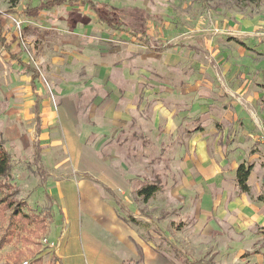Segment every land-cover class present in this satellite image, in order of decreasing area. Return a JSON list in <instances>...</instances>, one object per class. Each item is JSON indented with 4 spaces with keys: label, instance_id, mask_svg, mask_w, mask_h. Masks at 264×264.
Returning a JSON list of instances; mask_svg holds the SVG:
<instances>
[{
    "label": "rangeland",
    "instance_id": "1",
    "mask_svg": "<svg viewBox=\"0 0 264 264\" xmlns=\"http://www.w3.org/2000/svg\"><path fill=\"white\" fill-rule=\"evenodd\" d=\"M40 1L0 0V14L4 25L12 28L10 37L14 39L15 50L21 51L22 58L40 71L37 86H33L31 75H18L9 62L8 54L0 53V141L4 142L12 159L11 176L6 178L10 179L7 180L11 183L10 189L0 191V198L13 193L10 197L17 203L25 201L26 212L45 214L50 211L53 214L51 222L54 219L62 222L64 212L60 211L61 203L49 194L50 187L58 186L64 206L82 227L94 223L92 210L114 206L122 215L126 209H131L137 215H150L153 219L157 214L160 219L163 218V228L160 226L163 236L167 235L169 222L181 218L182 209L196 201L182 203L181 199L171 201L165 196L177 192L176 187L183 180L177 163L183 153L182 148H177L176 143L172 142L171 131L165 130L164 141L157 151L156 130L152 125L155 108L149 105L156 101L154 89L162 91L164 87L168 89L169 84L171 88L183 89L184 66L192 60L210 64L207 67L216 72L214 79L221 80L216 63H210V58H204L196 51L191 53L193 47H203L208 40L213 47L236 51L246 45L254 47L252 40L258 39V45L264 48V0H208L210 8L190 21L178 19L173 14L172 5L178 3L177 0H101L123 11V19L129 22L131 30L147 29L155 37L163 38V43L178 45L177 49L164 56L142 47L137 39L115 32L105 25L95 23L72 29L58 22L73 13L75 17L88 14L91 23L94 15L88 13V5L81 2L45 11L36 19L23 13L28 6H35ZM189 10V13L193 12L194 8ZM206 33L209 39L204 41L205 36L202 35ZM232 58L243 57L235 55ZM176 59L180 61L172 69L171 64ZM126 64L131 65V73L136 75L138 81L133 82V87L129 85L131 82L128 86L123 82L114 83L121 88L122 95L125 91H131L137 93L138 97L141 93L143 95L139 88L146 86L144 94H149L147 99L150 101L146 104L148 118L145 119L146 123L142 121L140 124L134 115L131 120L133 125L131 121L121 119L120 125L112 127L107 118L108 97L113 87H109L106 76L105 79H98L94 74L98 69L107 72L115 67L121 69L116 72L121 76L122 67ZM198 79L203 80L201 76H196L192 82ZM207 79L212 81L209 77ZM199 95H202L201 91L197 93ZM184 99L190 101L186 97ZM117 103L116 108L122 111H133L137 106L128 105L123 99L117 100ZM142 107L145 105L142 104ZM176 108L180 111L181 129L194 123L193 118L189 117L197 114V106L194 109L190 104L179 103ZM46 110L53 114L54 120L45 122L42 119L41 113ZM139 130L146 135L141 137L137 132ZM114 131L117 133L113 135ZM67 138L78 143L79 148L69 152L67 141H70ZM99 156L105 159L100 160ZM155 182H158L161 194L146 206L139 190ZM195 188L196 185L188 189L194 194ZM179 190L183 191L182 188ZM203 207L210 205L206 203ZM14 208L0 207V264H24L25 261L30 262L36 253L42 256L43 264H56L52 251L48 250L51 247L42 242L46 235L35 239L24 230L22 222L14 217ZM191 209L196 210L197 207L192 206ZM173 223L175 226L178 222ZM263 227L257 226L255 231L258 234L246 231L241 238H233L229 248L223 249L224 260L231 263L233 256L243 250L240 254L243 259L239 258L238 263L264 264ZM12 228L16 229L12 241L3 244L2 238L7 237ZM28 237L32 242L25 240ZM165 241L161 246L164 252L187 259L191 256L194 260L189 264H216L223 251L220 250L209 261L211 252L217 250L214 247L203 251L195 243H187L188 247L184 248L182 242H177L179 249L173 250L170 243ZM85 258L83 264L90 262V257L87 262Z\"/></svg>",
    "mask_w": 264,
    "mask_h": 264
},
{
    "label": "crops",
    "instance_id": "2",
    "mask_svg": "<svg viewBox=\"0 0 264 264\" xmlns=\"http://www.w3.org/2000/svg\"><path fill=\"white\" fill-rule=\"evenodd\" d=\"M177 1L178 3L172 5L173 14L184 21H190L192 17L200 16L206 12V8H210L208 0ZM191 7L194 10L189 13ZM146 15L154 17L150 14ZM93 19L91 23L81 24V27L79 24L74 26L72 23L80 19L72 13L58 22L72 29H81L95 23L103 25L96 16ZM115 32H121L136 39L127 32ZM10 33L8 39L11 43V50L6 51L0 47V53H7L15 72L20 76H26L20 73L19 61L11 56V53L17 54L25 61L21 51L15 50L14 39L12 36L10 37ZM149 34L154 38L163 39L155 37L153 32H149ZM202 37L203 40L205 39L204 41L209 39L207 33ZM256 40H252L254 47H246V45L236 51L213 47L210 40L207 43L204 42L203 47H193L191 53L196 51L198 55L202 54L205 56L204 58H210V63L217 64L222 74L218 72L221 80L214 79L216 72H213L211 67H207L210 64H205V61L192 60L184 66L186 70L183 71L182 80L184 81L181 83L183 89L171 88L170 84L168 89L162 87V91L154 89L156 101L153 103L149 101L150 104L147 99L149 94H144L147 90L146 86L143 85L145 88H141L142 86L139 88L143 95L141 93L138 97L137 93L131 91H125L122 95L121 88H118L114 83L123 82L128 86V83L131 82V84L129 83L131 87L135 85L133 82H137L138 79L135 74L131 73V65L126 64L122 67L121 76L116 74L121 69L115 67L107 72L98 69L97 74L94 75L98 79L101 77L105 79L106 76V80L110 84L109 87H113L112 93H109L111 96L108 97L110 105L107 120L109 123L112 127L118 126L121 119L131 121L134 115L138 117L140 124L142 121L146 123L145 119L148 118L146 104L152 105L155 109L153 124H151L156 130L154 134L157 138L155 141L157 151L164 141L166 134L163 131L165 130L171 131L170 134H173L174 138L172 142L176 143L177 148H182L181 152L184 155L177 162L178 167L181 168V179L183 180L178 183L177 192L167 193L165 196L171 201L181 199L182 203L191 200L196 202L191 203L190 207H184L180 215L181 218L177 221L169 222L167 235L163 236L161 220L163 218L160 219L157 214L153 219L150 215H140V213L137 215L132 213L131 209H126L122 215L114 206L92 210L94 223L82 227L77 223V218L64 206L58 186L50 187V196L57 202L60 201V211L64 212L62 222L54 219L45 236L56 243V247L48 249L49 252L52 251L56 264H83V257H86V262L90 257V262L87 264H189L193 262L191 256H188L187 259L164 252L161 247L164 239L170 243L173 250L179 249L176 245L177 242H182L184 248L188 247L187 243H195L202 247L203 251L208 247H214L217 250L211 252L210 261L213 260L214 255L221 252L220 250L229 248L228 245L231 241L241 238L244 232H256L257 226H264V200H262L264 198V48L258 45ZM161 42L163 43L162 40ZM138 44L155 52L140 41ZM163 44L172 46L163 52H155L156 54L164 56L178 48L177 44L165 42ZM235 55L243 58H232ZM178 61L180 60L176 59L172 62V69L177 66ZM202 62L203 65H201ZM221 70L224 72L222 73ZM194 74L201 76L203 80L198 79L193 83L192 80L196 78L193 76ZM28 75H31L32 85L37 86L39 79L34 81L32 74ZM208 77L212 81L208 80ZM219 81L221 83H217ZM122 89L124 88L122 87ZM200 91L202 95L197 96ZM121 99L128 105H137L134 107L135 109H132L134 113L131 110L125 111L124 109L122 111L116 108L117 100ZM179 103L190 104L194 109L195 106L198 107L197 114L189 117L193 118L194 123L191 124L189 121L191 125L187 128L183 127V129L179 127L181 122L179 123L178 113L180 111L176 108ZM142 104L145 107H142ZM186 109L189 112V107ZM41 114L45 122L55 119L48 110ZM131 124L133 125L132 121ZM137 132L141 134V137L146 135L140 130ZM116 133L114 131L113 135ZM67 140L70 141L69 138ZM67 143L70 145L69 152L79 148V144L74 141H67ZM134 147L133 149H135ZM97 152L99 153V151ZM99 159L105 158L99 156ZM241 163L253 166L248 179L249 193L240 192L236 184V170ZM194 185H196V190L193 194L192 190L188 188ZM180 188L183 191H180ZM160 194V191L156 192L148 200H143V203L146 206L149 205V201ZM161 196L163 197L164 194ZM206 203L210 207H203L206 206ZM192 206H196L197 209L192 210ZM154 220L155 222H153ZM173 222L178 223L174 226ZM256 233L258 234V231ZM223 253L224 250L221 257L216 260V264H241L238 261L239 258H242L243 250L233 256L231 263L224 260ZM242 262L244 261L242 260ZM203 264L205 263L203 262Z\"/></svg>",
    "mask_w": 264,
    "mask_h": 264
},
{
    "label": "trees",
    "instance_id": "3",
    "mask_svg": "<svg viewBox=\"0 0 264 264\" xmlns=\"http://www.w3.org/2000/svg\"><path fill=\"white\" fill-rule=\"evenodd\" d=\"M78 2H81L82 4H87L88 5L87 12L96 16L101 24L107 26L108 28L114 31L123 30V32L129 33L130 35L136 37V39H138V41H140L142 44L146 45L148 48L152 49L155 52H163L172 46L171 44L164 45L160 39L151 36L147 29H141L139 31L131 30L129 27V22L123 19L124 18V13H122L123 11L121 12L118 8L111 6L109 3L102 2L99 0H41L35 6H28L23 13L28 17L36 18L44 11H53L60 6L76 5ZM76 16L80 20L72 23L74 26L78 24L84 25L89 23L88 14L87 15L78 14ZM9 29L10 28H7L6 25H4V21L0 14V47L6 51L11 50V43L8 39V34L12 32V28L10 29V31ZM11 56L19 61L21 66V70H20L21 74L24 75L32 74L34 81L39 79L40 77L39 69L32 66L29 62L23 61L21 58L18 57L17 54L11 53ZM11 161L12 159H11L10 151L5 147L4 142L0 141V191L1 192L5 191V189H10L11 183L7 182V180L10 179H6V178H9L11 176V172H12ZM252 168H253L252 165H246L245 163H241L238 166L236 170V184L240 192L243 193L250 192L248 179ZM158 189H159L158 182L149 183L139 190V194L144 196V200H148L156 192H158ZM9 193L5 194L2 198H0V207L4 206L6 209L15 207L14 217L18 218V221L22 222V228L26 230L30 235L35 236V239H38L41 236L46 235L51 225L53 214H51L50 211L45 214H39L37 212H32V213L26 212L24 210L25 201H20L17 203V201H15L13 198L10 197L13 195V193L11 194ZM15 193H17V191H15ZM262 200H264V198ZM15 230L16 229L12 228L11 230H9L10 233H8L7 237L2 238V240L4 241L3 244L12 241L13 233L15 232ZM262 232H264V227ZM25 240L32 242L31 238L29 237ZM18 254L22 255L21 252H19ZM15 260L18 261V258H16ZM28 264H43V258L41 255L36 253L35 255H32L30 262H28Z\"/></svg>",
    "mask_w": 264,
    "mask_h": 264
},
{
    "label": "built area",
    "instance_id": "4",
    "mask_svg": "<svg viewBox=\"0 0 264 264\" xmlns=\"http://www.w3.org/2000/svg\"><path fill=\"white\" fill-rule=\"evenodd\" d=\"M42 242L44 243V245L54 248L56 247V243L54 241H50L48 238H43ZM24 264H28L27 261L24 262Z\"/></svg>",
    "mask_w": 264,
    "mask_h": 264
}]
</instances>
